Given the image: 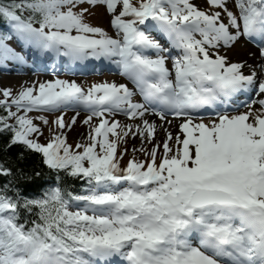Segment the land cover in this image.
Here are the masks:
<instances>
[{"label": "snow or ice", "instance_id": "obj_1", "mask_svg": "<svg viewBox=\"0 0 264 264\" xmlns=\"http://www.w3.org/2000/svg\"><path fill=\"white\" fill-rule=\"evenodd\" d=\"M0 25V68L129 82L0 88V264H264V0H0Z\"/></svg>", "mask_w": 264, "mask_h": 264}, {"label": "rangeland", "instance_id": "obj_2", "mask_svg": "<svg viewBox=\"0 0 264 264\" xmlns=\"http://www.w3.org/2000/svg\"><path fill=\"white\" fill-rule=\"evenodd\" d=\"M194 3L203 6V0H194ZM94 13H95L94 15L88 18V22L94 26H100L102 28H105L106 30H109L111 32V29L109 28L110 18L105 13L104 9L97 8L94 10ZM240 51H243V50H241L240 48H237L236 54L230 53V55L233 56V59H238V54ZM23 68L25 69V72L23 73H15V72L0 73V88H12L15 92V91H18L21 87L26 86L27 84L34 83L37 80L45 81V80H53L56 78L66 79V80H75L78 84L82 85L85 88L89 87L90 85L94 83H100L104 81H108V82L116 81L117 82L116 78H114L113 76L111 75L110 77L106 76V74H108L109 72L106 70L104 71L105 73L99 76L98 78H92L89 80H85L81 76H74V75H69V76L67 75V76H62V77H57V76L51 77V75L41 74L38 72H32L30 68H25V67ZM71 115H73V113L69 111L67 113L66 119L68 117H71ZM80 119L82 120L83 116H81ZM118 119H120L123 122L125 118H118ZM175 123L176 122L174 121L173 124ZM173 129L174 127H170L171 131ZM87 131H88L87 126H83L78 123L74 127V130L71 133H69L68 142L73 144V143H77L78 141H80L82 136L86 138ZM47 135H48L47 130H45V137ZM41 139H42V142H44V138L42 137ZM129 143L131 144V146L135 144L138 147L140 142L139 140H136V141H129Z\"/></svg>", "mask_w": 264, "mask_h": 264}, {"label": "trees", "instance_id": "obj_3", "mask_svg": "<svg viewBox=\"0 0 264 264\" xmlns=\"http://www.w3.org/2000/svg\"><path fill=\"white\" fill-rule=\"evenodd\" d=\"M0 27H2V25H0ZM6 139H7L6 137L0 136V147L3 146V144L6 142ZM17 152H18V149L11 150L10 153H9V156L12 157V158H14L17 155ZM3 155L4 154L2 152H0V158H2ZM126 160L127 159L125 158V160L122 163L126 162ZM41 167H42V165L40 164V158H39V156H30L27 159V161H26V168L28 170H31L32 168L39 169ZM48 183H51V181L47 177H45L42 180L36 181V184L37 185L38 184H48ZM70 183H72L74 185V187H75V189L77 191L81 187V182L80 181H72ZM34 190H35V185L29 188V191H34Z\"/></svg>", "mask_w": 264, "mask_h": 264}, {"label": "bare ground", "instance_id": "obj_4", "mask_svg": "<svg viewBox=\"0 0 264 264\" xmlns=\"http://www.w3.org/2000/svg\"><path fill=\"white\" fill-rule=\"evenodd\" d=\"M243 55H244V51H241V52H239V54H238V59L239 58H242L243 57ZM79 63V62H78ZM76 64V63H75ZM83 64V63H82ZM79 74V73H78ZM120 82V81H119ZM127 82V81H126ZM122 83H124V82H122ZM173 132H175V131H177V129L174 127V129L172 130Z\"/></svg>", "mask_w": 264, "mask_h": 264}]
</instances>
